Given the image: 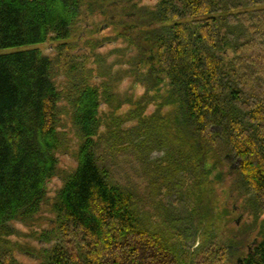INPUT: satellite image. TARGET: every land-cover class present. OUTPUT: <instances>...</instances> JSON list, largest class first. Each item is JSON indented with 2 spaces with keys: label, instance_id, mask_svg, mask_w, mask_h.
Segmentation results:
<instances>
[{
  "label": "trees",
  "instance_id": "trees-1",
  "mask_svg": "<svg viewBox=\"0 0 264 264\" xmlns=\"http://www.w3.org/2000/svg\"><path fill=\"white\" fill-rule=\"evenodd\" d=\"M157 1V76L174 113L105 118L100 131L94 92L63 87L40 48L70 36L86 0H0V264H20L14 226L45 209L52 227L39 238L54 244L38 264H264V0ZM67 109L76 166L50 198ZM153 150L163 156L149 160ZM232 158L229 188L255 222L234 233L211 179Z\"/></svg>",
  "mask_w": 264,
  "mask_h": 264
},
{
  "label": "flooded vegetation",
  "instance_id": "flooded-vegetation-1",
  "mask_svg": "<svg viewBox=\"0 0 264 264\" xmlns=\"http://www.w3.org/2000/svg\"><path fill=\"white\" fill-rule=\"evenodd\" d=\"M141 1L86 0L81 21L73 27L70 36L56 46L52 43L49 52L45 53L60 64L58 79L63 82V87L69 89L72 83L78 82L85 90L94 92L98 113L99 106L104 103L114 106L119 100L117 90L122 83H129L131 91L120 94L123 97L121 103L141 110L150 90H155L160 81L157 76L160 74L158 43L154 38L160 27L152 18L158 1L155 0L156 4L151 8ZM90 15L104 19L97 29L88 22ZM139 87L143 93L134 97L133 93ZM134 109L126 113L129 126L138 121Z\"/></svg>",
  "mask_w": 264,
  "mask_h": 264
},
{
  "label": "rangeland",
  "instance_id": "rangeland-1",
  "mask_svg": "<svg viewBox=\"0 0 264 264\" xmlns=\"http://www.w3.org/2000/svg\"><path fill=\"white\" fill-rule=\"evenodd\" d=\"M142 4L146 5L147 7H153L156 2L155 0H142ZM104 21V19L99 18L97 19L95 15H90L88 17V22L95 25V28H98V25L101 24ZM90 35V34H89ZM92 37L95 36V34H91ZM52 43L56 46L58 42H50L43 44L40 46V48L46 53L49 52L50 48L52 47ZM100 43V41H99ZM98 43H96L97 45ZM8 50H4L2 52H7ZM48 55V54H47ZM51 56V55H50ZM49 56V57H50ZM61 68L58 69L56 72V80L58 81V77L61 75L60 72ZM58 82H62L61 80ZM62 82V86H63ZM155 90L151 91L149 93V102L146 103L141 110L134 109V107H131L129 104H123L121 101L123 100L122 93L130 92L131 91V85L129 83H122L118 86V92L120 94L117 95V99H119L116 103L113 105L104 103L103 106H99V116L102 119V123L99 125V130L102 131L104 129L105 125L103 124V121L105 118H113L114 116H119L121 118L129 119L126 113H129L131 109H134L137 113H141L143 119L150 118L152 114L162 116V115H171L174 113V107L162 105L163 103V97L169 92V82L166 79H160L159 83L156 84ZM143 93V89L140 87L138 88L137 92H134V97H138ZM121 100V101H120ZM116 104V105H115ZM67 113V112H66ZM62 113L61 118V126L59 127L63 132L67 133L68 137V148L64 151H60L56 154L57 160H58V173L56 176H54L47 184L48 188V196L52 198L56 192L57 189H59L62 186V179L61 176L65 175V173H68L72 171L76 166V154H77V148L79 145V141L76 139L74 130L72 129V125L70 123L69 118L67 117L68 113ZM163 156V153L161 150H153L149 154V160L155 161ZM210 166V162H209ZM237 166V161L235 159H229L228 163L225 162L222 169L224 174V179L221 182H218V175H219V169L214 170L211 174L212 180L215 182L214 186L216 188V192L218 194V204L219 207L216 208L220 211V217H222L221 223L224 226V230H230L233 233L235 231H238L240 228H252L255 224L254 217L250 214V212L245 207V201L243 196H239L236 191H232L230 187V183L232 181L231 173L230 171H234ZM230 170V171H229ZM126 171L131 175L133 178H135V171L130 168H127ZM125 171V172H126ZM229 171V172H228ZM183 200L180 201L179 206L181 208H185V205L189 204L190 201H188L190 198V195L186 192V190H183ZM167 199H165V203H167ZM176 203V201H175ZM226 206L227 210L224 208ZM189 207V206H188ZM178 208V207H177ZM42 213V219L37 224L35 223L31 227L23 226L19 223L15 224L16 229V235L13 236L12 241L16 243V246L14 248L13 256L17 262L20 264H38L39 262V255H41L42 251L54 244L53 241L47 242L43 239L39 238V234L41 231L45 229H49L52 227V220L53 217L49 213L43 211ZM224 213V214H223ZM226 214V215H225ZM225 221H228V224L225 223ZM258 231V226L256 229L252 232V235L250 236V240L248 243H245L243 246V253H246V249L251 248L252 240L254 237H256V233ZM226 233H228L226 231ZM242 248V247H241ZM38 257V258H37Z\"/></svg>",
  "mask_w": 264,
  "mask_h": 264
},
{
  "label": "water",
  "instance_id": "water-1",
  "mask_svg": "<svg viewBox=\"0 0 264 264\" xmlns=\"http://www.w3.org/2000/svg\"><path fill=\"white\" fill-rule=\"evenodd\" d=\"M238 261L240 262V260L238 259Z\"/></svg>",
  "mask_w": 264,
  "mask_h": 264
}]
</instances>
